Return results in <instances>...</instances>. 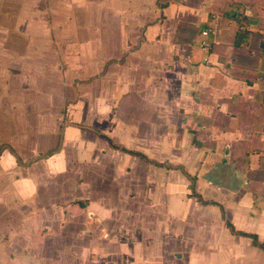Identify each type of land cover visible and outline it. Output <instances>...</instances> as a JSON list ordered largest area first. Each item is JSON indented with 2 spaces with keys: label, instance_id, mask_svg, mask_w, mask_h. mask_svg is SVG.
<instances>
[{
  "label": "crops",
  "instance_id": "obj_1",
  "mask_svg": "<svg viewBox=\"0 0 264 264\" xmlns=\"http://www.w3.org/2000/svg\"><path fill=\"white\" fill-rule=\"evenodd\" d=\"M260 245L264 0H0V264Z\"/></svg>",
  "mask_w": 264,
  "mask_h": 264
},
{
  "label": "built area",
  "instance_id": "obj_2",
  "mask_svg": "<svg viewBox=\"0 0 264 264\" xmlns=\"http://www.w3.org/2000/svg\"><path fill=\"white\" fill-rule=\"evenodd\" d=\"M207 34H208L207 31H203V32H202V35H203V36H207ZM201 47H202V48H206V47H208V45L203 41V42L201 43Z\"/></svg>",
  "mask_w": 264,
  "mask_h": 264
},
{
  "label": "trees",
  "instance_id": "obj_3",
  "mask_svg": "<svg viewBox=\"0 0 264 264\" xmlns=\"http://www.w3.org/2000/svg\"><path fill=\"white\" fill-rule=\"evenodd\" d=\"M246 236V235H245ZM253 241H254V243L257 245L258 243H257V241H256V238H253ZM263 249H264V245H260Z\"/></svg>",
  "mask_w": 264,
  "mask_h": 264
},
{
  "label": "rangeland",
  "instance_id": "obj_4",
  "mask_svg": "<svg viewBox=\"0 0 264 264\" xmlns=\"http://www.w3.org/2000/svg\"><path fill=\"white\" fill-rule=\"evenodd\" d=\"M94 47V46H93ZM93 57H95L94 55H92Z\"/></svg>",
  "mask_w": 264,
  "mask_h": 264
}]
</instances>
